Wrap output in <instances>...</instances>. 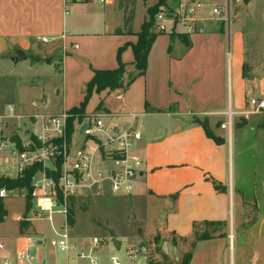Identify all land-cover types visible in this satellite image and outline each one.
<instances>
[{"label":"crops","instance_id":"obj_1","mask_svg":"<svg viewBox=\"0 0 264 264\" xmlns=\"http://www.w3.org/2000/svg\"><path fill=\"white\" fill-rule=\"evenodd\" d=\"M231 1L230 23L221 18H211L204 23V33L192 35L174 33L177 36L188 37L183 39L189 42H178L180 39L173 38L170 33L157 37L156 41L160 39L171 41L164 42L165 47H162L155 57L159 74L167 80L166 90L171 92L168 98L157 99V95H155L157 100L150 98V91L146 87L148 68L144 75L137 77L131 84V89L136 83H141V88L143 86L139 100L134 98L135 101H139L140 107L131 113L137 116V124L138 116H168L161 126L142 134L138 148L144 157L145 165L131 196L140 200L146 199L152 207L151 210H154L149 235L160 234L163 242L169 241L175 244L184 250L186 255L190 253L188 264H222L223 257L218 256H223L225 253L224 264H242V257H239L237 261L235 256L236 233L241 240L240 234L247 236L251 227L256 225L246 226L244 222L248 218L245 211L247 201L245 193L240 190L234 180L235 168L236 175L239 176V167L235 164V148L244 149L240 143L246 142L244 139L248 134L252 135L255 142L258 137L264 141V110L251 114L249 117L241 114L247 109V102L244 105L238 100V94L234 95L232 81L231 85L230 82L228 84V78L230 79V76L232 78L233 73L232 61L230 66L232 49L229 45L227 50V42L220 41L224 39L226 26L228 38H230L232 18L234 21L238 16V19L233 22L236 25V31L241 33V42L237 47L238 66L235 68L240 69L241 82L247 88L243 66L245 61H252L246 56L249 47L244 42L245 27L238 21L241 16L252 14L259 0H250L247 6H244L243 0L240 3ZM82 2L89 3L90 6L80 4ZM97 2L103 3L104 7L94 8L93 0L73 2L75 6L68 20L64 12L63 0H0V54L8 52L9 46L21 47L26 51L34 43L31 41L34 34L47 32L52 39H64L58 45H61L65 55L69 54V49L81 50L82 53L89 55L94 48L97 57H94L96 61H92L95 62L96 69L116 68L119 48L127 43H136L139 31L133 30V34L130 35L116 34L115 30L122 27L123 19L107 23V5L112 4V1L97 0ZM226 2L227 0L223 3V8L219 4H212L209 9L205 7L201 15L210 17L213 6H219L223 10ZM114 11L116 12L115 9ZM87 15H90V18L84 21L86 25L94 26L101 23L103 26L101 32L92 33V36H102L105 39L110 37L111 42H68L65 35L67 28L71 30L68 36L73 39L85 35L86 32L81 26L82 18ZM45 37L47 38V35ZM156 41L148 61L155 47L160 43ZM33 47L36 52L39 51L40 58L50 57L48 55L51 54V48L47 49L45 56L40 47ZM218 50L221 55L223 54L220 60V63L221 61L223 63L222 74L217 67L218 59L214 56ZM61 57L64 64V60L68 57ZM121 58L128 65L125 77L129 78L134 70L131 64L134 60L131 46L125 48ZM235 73L238 76L239 71ZM221 77L223 88L219 94L218 79ZM263 91L262 83L261 95H264ZM102 93L108 94V91ZM220 95L225 100L223 107H218L215 103ZM118 96L124 100L126 91H122ZM179 98H184V107H178ZM125 105L128 106L126 103ZM107 111L111 112L108 109ZM19 113L32 114V112L24 111ZM204 115L213 117L223 115L225 118L216 126L217 130L213 131L205 129L201 120ZM130 120L128 117L123 118L124 122ZM207 130L211 136L207 134ZM254 145L258 146L259 143ZM262 185L264 194V180ZM236 208H238L237 219L235 218ZM14 218L19 222L21 238L17 239L15 251L11 252V255L26 248L29 250V241L26 242L22 238L27 233L22 234L20 230L21 221L25 218L20 215ZM258 222L261 227L260 236L264 237V217H260ZM205 223L215 228L214 232L206 234V239L192 245L195 230L203 233ZM197 224L198 227H195ZM240 224L243 226L237 230L236 225ZM240 230L241 233H239ZM31 261L30 259L29 262ZM19 264H25V262Z\"/></svg>","mask_w":264,"mask_h":264},{"label":"rangeland","instance_id":"obj_2","mask_svg":"<svg viewBox=\"0 0 264 264\" xmlns=\"http://www.w3.org/2000/svg\"><path fill=\"white\" fill-rule=\"evenodd\" d=\"M111 1L112 4L107 5V23L117 20L122 21L123 11L118 6V0ZM159 1L135 0L134 31L141 30L142 24L150 18L148 10L153 14L154 8L157 7L153 6ZM180 1L182 0H165L164 7H176ZM63 2L66 18L69 20L75 4L70 1L66 3V0H63ZM203 2H205L206 9H209L212 4H219L223 8L225 0H203ZM257 3L255 10L252 9V14L245 15L246 13H242L246 17L241 16L238 21L245 27L243 31L244 42L249 47L246 56L255 64V70L248 73L249 79L246 80L247 88L241 82L240 69L235 68L238 66L239 53L237 47H239V42H241V33L236 31V25L233 22L238 19V16L234 21L232 18L230 38H228L226 26L224 39L220 41L227 42V50H229V45L231 46L232 56L230 58V66L232 61L233 73L232 78L231 76L230 79L228 78V84L230 82L231 85L232 81L234 95L238 94V100L244 105L248 102L249 98L261 96L260 87L262 83L264 87V0H259ZM80 4L90 6L89 3L85 2ZM93 4L94 8L98 6L99 8L104 7V4H99L97 0H93ZM88 18H90V15L82 18L81 27L84 32L89 34L84 33L85 35H82L80 38L75 37L73 39V37L68 36L71 34V30L67 28L65 35H67L68 42H111L110 37L105 39L102 36H92V33L101 32L103 26L101 23L94 26L86 25L84 21ZM150 31L159 35L165 34L157 32L155 24L151 27ZM45 35H47V42L38 39V37L42 38ZM171 36L175 39L179 38L178 42H189V40L183 39L188 37L177 36L174 33ZM63 40V38L52 39L47 32L36 33L32 36L31 40L34 42L32 44L35 45L31 44L29 49L25 51V59L19 62L12 60L16 50L23 49L21 47L15 48L9 46L8 52L0 54V112L6 111L9 106H12L17 113L19 111L33 113L35 109L45 113H59L66 109L71 111L73 107H78L81 104L84 100V87L89 82L92 69L95 68V62L92 60L96 61L94 58L97 57L96 51L94 48L90 51V58L88 54L82 53L81 50L75 51L69 49V54L65 55L62 52L63 48L61 45H58ZM156 42L160 43L157 44L153 55H151L148 61V77L146 79V87L150 91V98L155 100L168 98L170 96L169 93H171L166 90L167 85L165 83L167 80L163 79L161 74H159L158 63L155 60L157 52L162 47H165L166 44L164 42L171 41L169 39H160ZM33 46L40 47L45 56L47 49L51 48V54L48 55L50 57L45 59L40 58L39 51L36 52ZM257 49L259 50L256 51ZM61 56L68 57V59L64 60V64H62ZM214 56L218 59L217 67H219L218 70L222 74L223 63L222 61L220 63V60L223 54L221 55L218 50ZM235 71H239L238 76ZM127 81L128 78L124 77V82L126 83ZM222 81V77L218 79L219 94L223 88ZM140 84H134L132 89L130 85L125 90L126 96L124 100H122L121 96H118L124 91L123 89H115L108 94L94 92L86 106L85 112L90 114L94 111L101 112L108 109L112 113L121 114L124 118H127L125 117L126 114H131L140 107L139 101L134 100V98L139 100L141 96L140 92L143 86L141 88ZM240 85L241 88H239ZM179 90H181L180 87ZM155 95H157V99ZM183 99L179 98L180 103H178V107L180 108L184 107L185 100ZM217 99L218 101L215 103L218 107H223L225 105L224 97L220 95ZM35 104L36 106H34ZM167 118V115L138 116L139 128L144 135L146 131L155 129L159 125L161 126ZM223 118H225L223 115L214 117L204 115L201 117V120L207 129L216 131V126L220 124ZM24 123V120H20V122L15 121L17 126H24ZM27 126H29L28 122ZM244 140H246L245 143H240L244 146V149L240 147L235 148V164L239 167V176L236 175L235 168L234 180L236 185L240 187V190L245 193V200L247 201L245 211L248 218L244 221L245 225H256L251 227L247 236L240 234V236L242 235L241 240L238 239L239 235L236 233L235 256L237 261L239 257H242V264H264V237L260 236L259 230L261 227L259 225L260 221L258 222L260 217H264L262 185L264 180V141L261 140V137H258L257 142H255L251 134L246 135ZM254 143H259V145L255 146ZM13 168L14 162H1L0 174L12 176ZM84 202L85 206L80 207L74 212V226L69 225V227L70 240L76 243L78 248H84L87 257L78 258L75 256V253H71L69 255L71 264H94V259L96 260V264H113V257H117L120 264H142L144 262L143 256H138L134 261H131L129 258L133 249L143 243L151 246V264L157 261L164 264L167 263L166 258L160 252L155 251V249L153 250L155 247H161L165 241L163 242L160 234L158 236L149 235L154 216V210H151L152 207L151 205L149 206V201L146 199H136L131 195L107 194V196L85 198ZM3 205L6 213L4 214V218L0 220V245L5 244L6 248H0V264H4V262L19 264L17 254H10L15 251L16 241L20 237L19 222L14 218L18 215L28 220L25 227V233L27 234L22 237L24 241H29L30 252L25 264L67 263V254L51 243V239L62 226V216L60 214H55L53 221H50L48 213L41 212L38 217L34 216L33 210L36 207L32 211L27 212L24 193L5 198ZM235 212V218L237 219L238 208L235 209ZM241 226L243 225H236L237 230ZM214 230L215 228L210 225L203 227V233L205 234L212 233ZM241 230L239 233H241ZM94 238H98L99 242L95 243ZM114 239L121 241V248L119 250L113 243ZM38 240H41L42 243H38ZM218 257H223L222 264H224L226 253ZM30 259L32 260L31 262H29Z\"/></svg>","mask_w":264,"mask_h":264},{"label":"built area","instance_id":"obj_3","mask_svg":"<svg viewBox=\"0 0 264 264\" xmlns=\"http://www.w3.org/2000/svg\"><path fill=\"white\" fill-rule=\"evenodd\" d=\"M68 1L75 2L66 0V3ZM231 2L227 0L223 10L213 6L210 17H204L201 12L205 2L182 0L176 7L165 8L157 14L156 30L170 34L204 33V23L211 18H221L230 23ZM38 39L43 42L48 40L45 36ZM263 110L264 96L251 97L247 109L241 114L249 117ZM125 117L131 120L124 122L123 115L107 110L87 114L69 110L45 113L35 109L32 114L25 115L9 106L6 111L0 112V163L14 162L12 176L0 174V177L24 178L28 170L37 167L31 177L30 191L2 187L0 198L24 193L25 198L30 196L33 208L36 207L37 214L34 216L48 213L49 220L53 221V216L60 214L62 226L51 243L67 254L66 264H71V253L78 258L87 257L84 248H78L70 240L69 227L71 217L75 220L74 212L85 206L84 199L107 194L130 196L142 176L145 160L138 148L142 132L136 115L127 114ZM20 120H24V126L15 124ZM94 242L98 243L99 239L94 238ZM0 247L4 249L6 245L1 244ZM28 255V248L18 251L19 263L25 262ZM138 256H143L142 264H151V246L140 244L133 249L129 259L134 261ZM112 260L113 264H120L117 257ZM93 263L96 264L95 259ZM153 264L164 263L157 261Z\"/></svg>","mask_w":264,"mask_h":264},{"label":"trees","instance_id":"obj_4","mask_svg":"<svg viewBox=\"0 0 264 264\" xmlns=\"http://www.w3.org/2000/svg\"><path fill=\"white\" fill-rule=\"evenodd\" d=\"M165 0H160L154 8V15L151 14V11L148 10V14L150 18L148 21H145L142 24L141 30L137 33L138 40L134 44H126L125 46L119 48L117 53V62L118 66L114 69H94L93 76L86 84L84 91V100L78 107H73L72 112L85 113L86 106L94 92L101 94L104 91H111L115 89H123L126 90L136 79L137 77L144 75L148 68V57L154 42L156 41L159 34L151 32V27L154 26L156 21L157 14L165 9L164 4ZM245 4H248L250 0H243ZM118 6L123 11V25L115 30L116 34H133V20L135 16V0H118ZM173 34V33H172ZM131 46L134 53V60L131 63L133 65V72L128 78V81L124 82V77L127 72L128 65L127 63L122 61L121 54L125 50L126 47ZM255 70V64L250 61H245L243 66V76L246 80L249 79L248 73ZM264 95L259 96L262 98ZM101 106V104H99ZM204 124V123H203ZM205 129L207 127L204 124ZM208 135L211 134L206 131ZM37 167L28 170L25 174L24 178H5L0 177V188L6 187L7 189H15V188H26L30 191V181L31 177L36 170ZM3 199L0 198V220L4 218V214L6 213ZM26 207L27 212L32 211L33 204L29 195L26 197ZM27 220H22L20 224L21 233L24 234L26 232L25 227L27 225ZM75 220L73 217L70 219V225L74 226ZM205 225H209L205 223ZM198 227V224L195 226ZM207 235L205 233H200L197 229L194 232L192 245H194L197 241L206 239ZM155 251L160 252V247H155ZM190 253H187L185 262L183 264H188ZM167 260V259H166ZM168 264V263H166Z\"/></svg>","mask_w":264,"mask_h":264},{"label":"water","instance_id":"obj_5","mask_svg":"<svg viewBox=\"0 0 264 264\" xmlns=\"http://www.w3.org/2000/svg\"><path fill=\"white\" fill-rule=\"evenodd\" d=\"M244 6L247 5L244 4ZM15 53V56L12 57V60L14 62H19L26 58V54L23 49H17ZM33 214L36 215L37 211L34 210ZM38 243H42V241L38 240ZM113 243L118 250L121 248V241L114 239ZM160 253L163 257L167 259L168 264H183L186 259V252L169 241H165L161 245Z\"/></svg>","mask_w":264,"mask_h":264}]
</instances>
